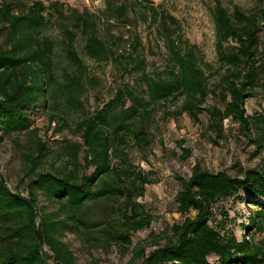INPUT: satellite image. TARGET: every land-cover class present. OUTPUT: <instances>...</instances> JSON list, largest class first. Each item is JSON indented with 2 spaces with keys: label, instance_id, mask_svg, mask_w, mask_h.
Returning a JSON list of instances; mask_svg holds the SVG:
<instances>
[{
  "label": "trees",
  "instance_id": "trees-1",
  "mask_svg": "<svg viewBox=\"0 0 264 264\" xmlns=\"http://www.w3.org/2000/svg\"><path fill=\"white\" fill-rule=\"evenodd\" d=\"M210 16L219 67L207 73L204 56L184 39L177 18L151 0H106L99 14L80 12L58 0H48L47 4L1 0L0 26L6 30L7 45L0 48L2 135L32 131L28 112L44 106L52 93L62 96L69 108L82 109L76 97L83 89L87 68L75 49L78 39L89 59L114 65L123 78L129 74L137 78L135 87L119 86L107 103L74 127L60 119L61 129L80 136L85 148L84 168L93 167L91 174L80 175V146L69 142H65L58 171H37L48 156L45 144L37 139L33 143L36 155L24 154L27 173L33 175L25 185L27 197L11 191L0 175V264H75L60 236L66 226L77 234L89 232L86 211L90 203H119L116 221H122L121 228L108 221L105 232L115 242L130 244L131 232L149 227L151 217L139 199L152 182L142 171L134 170L122 148L127 138L141 149L150 145L151 114L157 107L181 101L174 113L164 112L165 119L186 113L198 123L205 113L208 131L218 138L229 120L238 124L240 134L257 152L264 149V112L249 116L245 109L248 99L264 92V0H256L248 12L238 7L229 11L215 2ZM110 20L133 29L130 50L120 53L115 40L107 36ZM140 23L155 27V39L167 52L166 65L156 75L146 72ZM49 30L56 32L54 39L45 35ZM57 51L67 60L60 72ZM210 98L223 107L208 104ZM190 154L182 148L181 159L187 160ZM177 180L180 189L175 202L184 219L171 226V235L163 245L157 237L148 253L145 247L135 250L140 264H264V205L248 217L247 229L262 235L258 241L249 235L237 241L223 225L228 218L225 212L223 222H216L215 227L209 224L212 206L242 190L264 199V170L240 168L232 176L195 165L187 179ZM39 193L55 202L58 210H43L38 204ZM59 213L65 219H60ZM211 256L216 258L214 262L209 261Z\"/></svg>",
  "mask_w": 264,
  "mask_h": 264
},
{
  "label": "rangeland",
  "instance_id": "rangeland-1",
  "mask_svg": "<svg viewBox=\"0 0 264 264\" xmlns=\"http://www.w3.org/2000/svg\"><path fill=\"white\" fill-rule=\"evenodd\" d=\"M31 1V0H29ZM47 4L48 0H40ZM65 6L82 12L88 10L99 14L105 9L106 0H58ZM120 1V0H118ZM156 6L167 11L177 18L181 26L184 39L195 45L204 56L207 73L218 69L214 50V25L210 10L215 2H220L227 10L238 7L249 11L256 0H151ZM1 3V0H0ZM106 33L120 53L127 49L132 37L133 29L110 20L107 23ZM155 27L149 28L140 23L138 32L142 35L143 54L146 58V72L156 75L162 71L167 62V52L162 42L155 39ZM6 30L0 26V48H7L5 43ZM47 37H56L54 30L45 34ZM83 43L80 39L75 49L87 72L83 79V89L76 97L82 103V109L69 108L67 102L59 94L52 93L44 106L32 108L27 115L31 125L27 133H14L10 136L2 135L0 131V175L7 182V187L22 196L27 197L26 183L33 175L27 173L28 165L24 154L36 155L33 143L40 139L48 151V156L39 163L37 171L52 172L60 169L64 160L65 142L80 146L78 161L80 175H89L93 167L84 168L83 155L85 148L79 135L68 129H61L60 119H64L72 127L81 119L92 115L110 100L114 91L120 86L135 87L136 76L129 74L119 76L114 65L97 63L89 59L82 51ZM56 63L58 72L65 66L67 60L57 51ZM212 82H216L213 78ZM208 104L223 107L214 99H208ZM129 105V103H127ZM181 101L157 107L151 114L150 139L146 148L134 145L131 138H127L122 150L135 171H142L149 177L151 184L145 187L144 196L139 199L145 212L150 215V226L137 232L130 233V244L115 242L106 235L108 221L115 223L119 229L122 221H116L118 204L116 201H102L90 203L86 216L90 219L89 232L77 234L67 226L60 236L61 241L68 246L74 256L75 264H140L135 258V250L145 247L146 253L152 250V244L157 237L163 245L171 235L170 228L181 224L184 217L177 212L175 196L180 189L178 177L187 179L195 165L210 172L226 171L229 175H236L242 169L259 168L264 170V149L257 152L256 147L245 141L239 132L238 124L229 120L224 122V134L221 138L215 137L207 129L208 117L205 113L199 116V122H193L186 113L164 118V112L177 111ZM246 114L252 116L264 112V92L258 91L245 104ZM34 131V133H32ZM111 128L108 129L111 132ZM182 148L190 150L187 160H182ZM236 165V168L233 167ZM38 204L46 212H56L58 205L48 200L42 193L38 194ZM264 205V199L253 196L247 191H240L235 197L220 201L212 206L213 217L209 224L215 227L216 222H223V213L228 218L224 222L237 241L247 235L258 241L261 234L248 230V217L259 206ZM194 213L191 214L193 216ZM65 219L63 213L58 214ZM119 222V223H118ZM48 253V252H47ZM52 255L50 252L48 253ZM214 256L209 257L214 262ZM51 262V259L48 260Z\"/></svg>",
  "mask_w": 264,
  "mask_h": 264
}]
</instances>
